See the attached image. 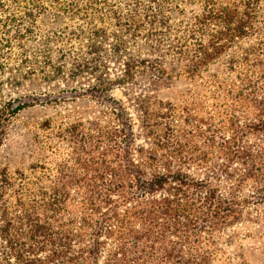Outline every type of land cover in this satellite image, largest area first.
Listing matches in <instances>:
<instances>
[{
  "label": "trees",
  "instance_id": "16d2710c",
  "mask_svg": "<svg viewBox=\"0 0 264 264\" xmlns=\"http://www.w3.org/2000/svg\"><path fill=\"white\" fill-rule=\"evenodd\" d=\"M39 17L73 23L42 34ZM54 38L76 46L53 54ZM29 40L43 50L30 53ZM15 47L30 74L97 75L92 90L102 97L114 83L102 75L108 53L122 59L118 84L147 70L165 79L175 65L177 75L199 78L231 121L227 132L210 118L195 124L190 108L181 138L174 106L158 100L166 114L146 97L138 105L153 143L146 148L108 97L123 137L90 156V168L65 165L49 187L0 169V264H224L229 231L264 223V0H0V72ZM216 63L224 71H210ZM12 103L0 110V144L9 117L30 106Z\"/></svg>",
  "mask_w": 264,
  "mask_h": 264
},
{
  "label": "rangeland",
  "instance_id": "374dc122",
  "mask_svg": "<svg viewBox=\"0 0 264 264\" xmlns=\"http://www.w3.org/2000/svg\"><path fill=\"white\" fill-rule=\"evenodd\" d=\"M75 21H78L75 26L85 25L82 21ZM62 23L73 22L64 17H39L37 26L44 34ZM66 42V38H54L50 43L51 52L57 53L58 48L65 46ZM109 43L111 40L105 42L106 49L110 48ZM26 44L30 53L34 50L42 51L44 47L41 42L34 40H29ZM66 46L74 47L76 43L70 42ZM20 52L15 47L14 54L0 72V110L9 101L13 102L12 106L18 103H28L30 106L9 117L0 144V169L7 168L14 175L16 171L24 172L32 181L30 185L52 186L57 177L66 172L63 171L66 169L65 165L84 172L86 167L90 168L91 163L87 162L90 156L99 155L105 149L114 151L112 145L107 143L112 140L114 145L115 140L119 141L123 136L118 132L120 120L112 107L117 104L107 100L110 96L119 101L127 112L135 144L146 148L153 146V143L142 129L138 106L146 97L156 101L153 108L166 114L169 113L168 106L160 107L158 100L170 102L174 106L173 115L176 120L173 123L176 130L180 131L178 136L181 138H188L181 130L188 127L185 116L190 108L196 117L195 124L201 118H210L218 124L221 121L222 132H227V127L230 126L226 105H219L220 99L210 96L208 88L202 85L199 78L190 79L183 74L177 75L178 68L175 65H166L170 76L165 79L158 80L147 70L138 75L133 83L118 84L116 79L122 73V59L108 53L104 55L108 67L102 75L114 83L105 91L107 96L102 97L99 92L92 90L98 83L97 75L83 73L73 77L65 74L48 78L39 68L34 74H30L29 66L20 64ZM42 60L40 55L36 65L42 66ZM219 70L224 71L222 64L210 66V71ZM203 76L206 78L207 74ZM158 119L166 121L167 118ZM196 133L194 131L191 141L201 143ZM249 139L251 143L255 142L254 137ZM107 156L113 158L114 154L110 152ZM88 174H92L90 169ZM257 214L256 211L252 212V218ZM222 246L226 251L222 258L224 264H264V223L249 221L237 225L229 231Z\"/></svg>",
  "mask_w": 264,
  "mask_h": 264
}]
</instances>
